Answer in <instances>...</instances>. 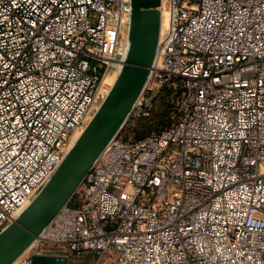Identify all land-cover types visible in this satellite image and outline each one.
<instances>
[{
  "label": "built area",
  "instance_id": "built-area-1",
  "mask_svg": "<svg viewBox=\"0 0 264 264\" xmlns=\"http://www.w3.org/2000/svg\"><path fill=\"white\" fill-rule=\"evenodd\" d=\"M233 3L162 0L126 123L14 264H264V0ZM132 11V0H0V232L108 98ZM166 92L171 125L127 137Z\"/></svg>",
  "mask_w": 264,
  "mask_h": 264
},
{
  "label": "water",
  "instance_id": "water-1",
  "mask_svg": "<svg viewBox=\"0 0 264 264\" xmlns=\"http://www.w3.org/2000/svg\"><path fill=\"white\" fill-rule=\"evenodd\" d=\"M162 0H132L126 64L75 146L31 205L0 232V264H14L73 198L110 140L122 129L153 66L162 29ZM32 264H67L35 257Z\"/></svg>",
  "mask_w": 264,
  "mask_h": 264
},
{
  "label": "rangeland",
  "instance_id": "rangeland-1",
  "mask_svg": "<svg viewBox=\"0 0 264 264\" xmlns=\"http://www.w3.org/2000/svg\"><path fill=\"white\" fill-rule=\"evenodd\" d=\"M125 36L122 37V41H124ZM160 99L157 101V105H155V109L152 111L151 115L146 118L139 119L138 121L130 122L129 129L133 131L130 132L129 138L136 139L137 137L144 136L148 133L161 130L165 128L169 121V116H165L163 106L160 104ZM127 129V130H129Z\"/></svg>",
  "mask_w": 264,
  "mask_h": 264
},
{
  "label": "trees",
  "instance_id": "trees-1",
  "mask_svg": "<svg viewBox=\"0 0 264 264\" xmlns=\"http://www.w3.org/2000/svg\"><path fill=\"white\" fill-rule=\"evenodd\" d=\"M160 101H161L160 104H162V106H163V110H164L165 116L166 117L169 116L170 119H169V121L167 123L168 125L165 128H163L161 130H158V131H154V132H160V131L168 128L171 125V123H172V121H171V115H172V112L174 110V97H173V95L171 93H169V92H166L160 98ZM136 121H138V120H136ZM128 125H130V123ZM127 129H129V126H127V128H126V136L128 137L129 134H130V132H132L133 130L132 129L127 130ZM151 133H153V132H151ZM151 133H148V134H146L144 136H141V137H137L136 139H141V138H143V137H145V136H147V135H149Z\"/></svg>",
  "mask_w": 264,
  "mask_h": 264
},
{
  "label": "snow or ice",
  "instance_id": "snow-or-ice-1",
  "mask_svg": "<svg viewBox=\"0 0 264 264\" xmlns=\"http://www.w3.org/2000/svg\"><path fill=\"white\" fill-rule=\"evenodd\" d=\"M237 6H239L241 8L245 7L244 0H236V3H233L230 5V7H233V8H235ZM237 32L239 33L240 36L244 35V33L242 31H240L239 29H237ZM237 42L239 43V41H237Z\"/></svg>",
  "mask_w": 264,
  "mask_h": 264
},
{
  "label": "bare ground",
  "instance_id": "bare-ground-1",
  "mask_svg": "<svg viewBox=\"0 0 264 264\" xmlns=\"http://www.w3.org/2000/svg\"><path fill=\"white\" fill-rule=\"evenodd\" d=\"M166 23H167V19H166V16L165 14L163 15V27L166 26Z\"/></svg>",
  "mask_w": 264,
  "mask_h": 264
}]
</instances>
